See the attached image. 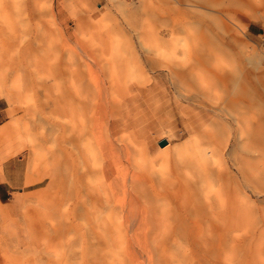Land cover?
Segmentation results:
<instances>
[{
  "label": "rangeland",
  "instance_id": "1",
  "mask_svg": "<svg viewBox=\"0 0 264 264\" xmlns=\"http://www.w3.org/2000/svg\"><path fill=\"white\" fill-rule=\"evenodd\" d=\"M101 262L264 264V0H0V264Z\"/></svg>",
  "mask_w": 264,
  "mask_h": 264
},
{
  "label": "bare ground",
  "instance_id": "2",
  "mask_svg": "<svg viewBox=\"0 0 264 264\" xmlns=\"http://www.w3.org/2000/svg\"><path fill=\"white\" fill-rule=\"evenodd\" d=\"M52 5L54 6V3H52ZM57 5H58V3H57ZM55 8V7H54ZM56 8H58V6L56 7ZM98 144H100L99 142H98ZM164 147V146H163ZM209 155H211V152H205V156L207 157V156H209ZM129 209V208H128ZM131 246V245H130ZM134 246V245H133ZM132 246V247H133ZM115 247V246H114ZM113 248V247H112ZM111 248V249H112ZM134 248H135V246H134ZM116 249V248H115ZM133 249V248H132ZM118 250V249H117ZM123 250H124V248H123ZM127 250V249H126ZM134 250V249H133ZM96 252H97V255L98 256H96V259L98 258V259H100L102 256H101V254H99V252H101L100 250H95ZM104 252V251H103ZM119 252V251H118ZM123 252V251H122ZM127 253H128V251H127ZM101 256V257H100ZM104 256V255H103ZM110 257H111V255H110ZM106 258V257H105ZM122 258V257H121ZM109 259V258H108ZM128 259V258H127ZM100 260H102V258L100 259ZM128 262L130 261V260H127ZM127 261H125V262H127ZM105 262V261H104ZM123 262V261H122ZM121 262V263H122ZM103 262H101V264H102ZM115 264V263H114ZM124 264V263H123ZM129 264V263H128ZM130 264H131V262H130ZM133 264V263H132Z\"/></svg>",
  "mask_w": 264,
  "mask_h": 264
},
{
  "label": "water",
  "instance_id": "3",
  "mask_svg": "<svg viewBox=\"0 0 264 264\" xmlns=\"http://www.w3.org/2000/svg\"><path fill=\"white\" fill-rule=\"evenodd\" d=\"M157 144H158L159 147H163V146L166 145V141L165 140H161Z\"/></svg>",
  "mask_w": 264,
  "mask_h": 264
}]
</instances>
